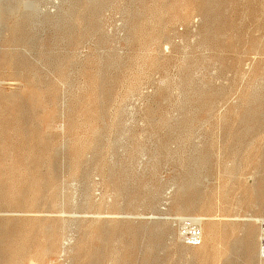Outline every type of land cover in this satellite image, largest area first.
Segmentation results:
<instances>
[{"label":"rangeland","instance_id":"obj_1","mask_svg":"<svg viewBox=\"0 0 264 264\" xmlns=\"http://www.w3.org/2000/svg\"><path fill=\"white\" fill-rule=\"evenodd\" d=\"M0 264H264V0H0Z\"/></svg>","mask_w":264,"mask_h":264},{"label":"built area","instance_id":"obj_2","mask_svg":"<svg viewBox=\"0 0 264 264\" xmlns=\"http://www.w3.org/2000/svg\"><path fill=\"white\" fill-rule=\"evenodd\" d=\"M181 239L189 246L196 247L202 242L199 225L192 219H181L178 224Z\"/></svg>","mask_w":264,"mask_h":264},{"label":"bare ground","instance_id":"obj_3","mask_svg":"<svg viewBox=\"0 0 264 264\" xmlns=\"http://www.w3.org/2000/svg\"><path fill=\"white\" fill-rule=\"evenodd\" d=\"M198 219V218H197ZM197 219H193L192 218V220H194V222H196L198 225H199V227H200V229H201V232H202V240H203V231H202V226H201V221H200V219L199 220H197ZM202 243V242H201ZM3 253H4V251H3Z\"/></svg>","mask_w":264,"mask_h":264}]
</instances>
